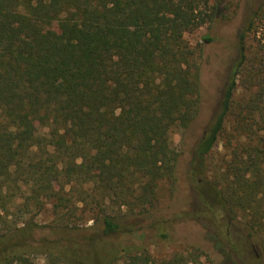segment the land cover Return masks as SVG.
I'll return each mask as SVG.
<instances>
[{
  "label": "trees",
  "instance_id": "1",
  "mask_svg": "<svg viewBox=\"0 0 264 264\" xmlns=\"http://www.w3.org/2000/svg\"><path fill=\"white\" fill-rule=\"evenodd\" d=\"M222 3L0 0V264H83L82 247L111 253L121 221L139 218L126 232L169 242L186 221L214 229L240 264H264V35L248 43L264 0L231 40L214 33ZM61 39L74 52L58 60ZM221 85L218 109L202 110ZM48 202L53 220L39 224ZM184 244L162 256L119 245L106 264L210 258L198 237Z\"/></svg>",
  "mask_w": 264,
  "mask_h": 264
},
{
  "label": "rangeland",
  "instance_id": "2",
  "mask_svg": "<svg viewBox=\"0 0 264 264\" xmlns=\"http://www.w3.org/2000/svg\"><path fill=\"white\" fill-rule=\"evenodd\" d=\"M253 0H223V5H230L232 8L230 11L224 10L225 19H223L222 26L218 25V27L214 30V33H222V36H226L227 39L231 40L229 36H232L250 19V5H253ZM260 23V24H259ZM260 25V28L257 30L255 35L254 31H251L249 34V44L254 42L257 43L259 38L263 39L264 33V18L257 19L255 25ZM256 28V27H254ZM208 33V28L203 26L199 28L197 31L187 34V39L191 42L192 45H196L202 41V37ZM229 37V38H228ZM264 42V39L262 40ZM253 44V43H252ZM73 47H69L66 45L65 41L61 39L58 45L53 48V55L55 59L67 58L73 53ZM210 65L207 64L206 68L209 69ZM205 70V78H210L212 76V72ZM222 85L217 86L215 91L210 93L205 97L202 102V110H209L211 113H214L218 109L219 97L222 92ZM244 85L242 83V79L238 77L237 79V91L235 93V99L240 100L244 95ZM212 116V115H211ZM33 120V118L31 119ZM227 132H230V126L226 127ZM227 138L225 135H221L218 138V141L214 147V155L215 158L221 157L223 154L228 152L227 149ZM88 170V169H87ZM80 173H83L85 169L78 170ZM212 172H209L208 175H211ZM112 179V178H111ZM158 196H159V204L165 205L169 202V193L167 187H164L163 184L158 186ZM138 210V209H137ZM54 217V204L53 202H48L44 209L37 216V222L39 224H49L53 220ZM86 224L91 223L89 217H86ZM141 219H136L135 221H131V219H125L121 221V226L125 230L122 232L121 241L116 244V247L112 249L111 253L103 254L98 253L93 247L84 246L81 248L79 252V258L83 264H106L111 258L115 256L117 253V249H119V245H125L129 249L137 246L147 245L149 247L150 252L155 256H162L168 253L174 252L176 250L185 249L186 241L189 238L194 237L206 245V251L210 258L204 255L198 256L199 258L195 261V264H240L236 261L231 253L225 249L223 244V238L221 235L217 234L214 229H209L207 231L200 230L193 224H189L186 221H178L175 222L171 227L168 228L169 233V242H163L154 239H150L149 236L152 235L149 231H141L137 234H132L131 232H126L128 228L134 227L137 222ZM200 234V235H199ZM157 241V242H155ZM96 241H93L95 243ZM97 243V242H96ZM248 259H252L254 253L252 251H247ZM188 256H191V249L188 248L187 251ZM193 264V263H192Z\"/></svg>",
  "mask_w": 264,
  "mask_h": 264
}]
</instances>
